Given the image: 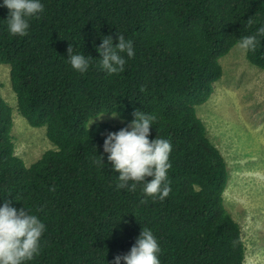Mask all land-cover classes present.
Returning a JSON list of instances; mask_svg holds the SVG:
<instances>
[{"label": "trees", "instance_id": "trees-1", "mask_svg": "<svg viewBox=\"0 0 264 264\" xmlns=\"http://www.w3.org/2000/svg\"><path fill=\"white\" fill-rule=\"evenodd\" d=\"M40 3L23 37L9 34V10L0 7V64L9 66L16 111L30 127H45L53 145L26 167L14 153L12 109L0 96V207L9 200L45 225L39 254L25 264H113L142 228L153 232L160 264H244L240 227L223 203L226 163L195 107L223 75L219 59L264 26V0ZM116 34L132 41L135 55L122 54L124 71L108 75L96 49L109 35L118 43ZM258 39L245 57L264 72ZM69 44L92 58L86 73L68 62ZM137 109L157 117L149 140L172 145L171 192L162 201L146 198L143 184L134 192L116 188L103 145L107 133L126 126L91 121L116 111L127 125Z\"/></svg>", "mask_w": 264, "mask_h": 264}, {"label": "rangeland", "instance_id": "rangeland-1", "mask_svg": "<svg viewBox=\"0 0 264 264\" xmlns=\"http://www.w3.org/2000/svg\"><path fill=\"white\" fill-rule=\"evenodd\" d=\"M219 64L221 79L195 111L226 163L229 180L223 203L240 227L244 264H264V72L249 64L236 46ZM9 81V66L0 64V96L12 109L14 153L29 167L53 145L45 127L32 128L18 114ZM93 120L127 126L111 115Z\"/></svg>", "mask_w": 264, "mask_h": 264}, {"label": "clouds", "instance_id": "clouds-1", "mask_svg": "<svg viewBox=\"0 0 264 264\" xmlns=\"http://www.w3.org/2000/svg\"><path fill=\"white\" fill-rule=\"evenodd\" d=\"M0 7L9 10L7 27L13 37L26 36L29 29V20L43 11L40 0H3ZM255 23L253 17L247 20L251 27ZM118 43H113L111 35L103 37L102 43L96 49L100 59L98 67L108 75L124 71L126 60L122 54L132 58L135 55L133 43L126 40L122 34H116ZM258 37H264V26L252 35L241 37L236 42V47L244 52L255 51L260 43ZM68 62L73 70L86 73L90 66L91 57L74 53L73 46L67 48ZM145 88H141L144 91ZM116 119L119 113H111ZM134 119L118 132L107 133L103 149L107 154L112 171L118 173L116 188L134 192L138 184H143V194L146 198H159L161 201L169 196L167 173L172 167L169 162L172 151L168 139L156 137L149 140L150 129L157 117L146 114L137 109L133 112ZM94 122V121H93ZM92 122V123H93ZM91 123V124H92ZM94 163H102L104 157L99 156ZM151 177L150 182L146 178ZM131 182V184H130ZM54 191L55 189H50ZM142 200L141 203H145ZM45 231V225L36 215L29 214L25 207L16 209L11 206V201L5 200L0 207V264H25L32 260L40 251V240ZM161 249L148 228H142L135 244L126 255H117L113 264H160L158 255Z\"/></svg>", "mask_w": 264, "mask_h": 264}]
</instances>
